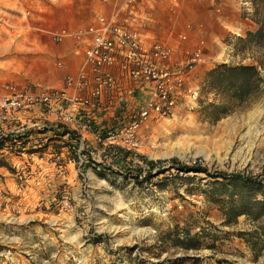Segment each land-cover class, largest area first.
Masks as SVG:
<instances>
[{
	"label": "rangeland",
	"instance_id": "rangeland-1",
	"mask_svg": "<svg viewBox=\"0 0 264 264\" xmlns=\"http://www.w3.org/2000/svg\"><path fill=\"white\" fill-rule=\"evenodd\" d=\"M104 1L0 0V96L6 85L54 86L57 64L66 60L57 52L67 51L55 34L86 28ZM235 2L238 18L261 28L263 0ZM239 38L247 35L225 33L213 57L198 70L200 96L193 109L138 128L137 146L120 147L132 153L133 164L147 168L139 156L151 161L177 158L209 174L240 173L264 185V95L238 104L206 84L208 72L221 65L258 66L264 78V41L256 45ZM223 104L225 114L208 109ZM12 127L23 129L21 124ZM41 127L30 124L20 131L26 135L25 148L21 142L9 143L0 152V264H129L137 258L156 264L190 256L200 258V264H264V218L242 216L226 226L219 202L228 199L227 192L214 186L212 178L186 175L194 179H170L164 190L157 186L163 177L139 185L128 174L137 171L111 149L119 147H106L97 139L109 132L121 134L124 127L96 126L82 132L78 142ZM3 133L8 134L0 127V138ZM121 136L128 139L126 133ZM176 227L198 234L202 249L186 253L161 246V237ZM99 236L102 241L95 244ZM133 247L135 252L128 249ZM161 251L160 260L152 255Z\"/></svg>",
	"mask_w": 264,
	"mask_h": 264
},
{
	"label": "built area",
	"instance_id": "built-area-1",
	"mask_svg": "<svg viewBox=\"0 0 264 264\" xmlns=\"http://www.w3.org/2000/svg\"><path fill=\"white\" fill-rule=\"evenodd\" d=\"M147 1L113 0L86 28L59 34V39L74 40L75 55L81 59L78 71L66 76L62 88L4 86L0 96L3 131L22 125L27 114H40L42 120L33 126L42 124L40 130L52 128L56 133L66 130L69 133L62 138L72 142L96 126L124 127L121 134L109 132L103 140L97 139L106 147L132 149L137 146L138 128L174 117L180 109H193L200 96L197 72L207 63L204 49L197 46L176 60L166 41L148 40L137 23L138 8ZM186 41L188 36L181 35L180 42ZM57 66L65 69L67 64L61 60ZM50 116L56 119L54 127ZM125 133L126 140L121 136Z\"/></svg>",
	"mask_w": 264,
	"mask_h": 264
},
{
	"label": "trees",
	"instance_id": "trees-1",
	"mask_svg": "<svg viewBox=\"0 0 264 264\" xmlns=\"http://www.w3.org/2000/svg\"><path fill=\"white\" fill-rule=\"evenodd\" d=\"M264 3V0H263ZM241 42H251L259 45L264 41V24L256 32L247 33V38H239ZM207 87L210 90H217L223 95L227 96V99L243 104L249 101L251 98L264 95V78L261 75L260 67L250 66H228L221 65L211 70L207 74ZM208 109L213 110L215 113L225 114L228 108L225 104L223 105H209ZM69 132L64 131L63 133H57L58 137L62 138ZM25 136L16 137H2L0 138V152L5 149H9V143L21 142L25 148L26 142ZM113 149L120 160L127 165L129 168H134L137 171L136 175L132 172H128L137 184L141 185L145 182L154 180L155 178L163 177L160 182H157V186L164 190L169 186L170 179H180L184 181H191L192 177L186 176L193 174L195 176L205 174L214 180V186L220 185L227 192L228 199L220 201V209L225 217V225L232 226L238 223V219L242 216H247L255 221H260L264 218V185L262 182L247 177L242 174H224L221 172L209 174L208 169L200 166H187L181 164L177 158H172L165 161H151L145 156H139V158L146 163V167H142L140 164H133L130 161L132 153L120 148ZM76 162V161H75ZM169 163V165H165ZM112 172V169L109 168ZM176 171L172 174V171ZM101 178L107 179L104 172L94 170ZM114 173V172H113ZM168 173H170L168 175ZM127 177V176H124ZM142 178V180H140ZM223 179V182H220ZM108 180V179H107ZM110 183L111 180H108ZM217 189V190H216ZM214 191H218L215 188ZM258 196H262L261 199ZM262 234L264 235V224L261 227ZM183 231V232H180ZM182 233V234H181ZM241 237H246V234H240ZM200 237L198 234L193 235L189 230H179L178 227L174 231L168 232L161 237V246H173L184 252L200 251L202 249ZM102 238L99 236L95 240V244H100ZM248 244L254 247L250 240H246ZM160 246V247H161ZM154 247L149 248L151 251ZM132 252H135L136 247L128 248ZM164 251L159 254H152L156 259L160 260ZM166 258L163 261H158L156 264H200L201 260L198 257H181L168 261ZM129 264H149L148 261H143L141 258L130 259Z\"/></svg>",
	"mask_w": 264,
	"mask_h": 264
},
{
	"label": "crops",
	"instance_id": "crops-1",
	"mask_svg": "<svg viewBox=\"0 0 264 264\" xmlns=\"http://www.w3.org/2000/svg\"><path fill=\"white\" fill-rule=\"evenodd\" d=\"M111 5H113V0H105L104 7L100 11L106 10V7ZM137 23L138 28L148 40L166 41L174 50L176 60L184 59L189 50L201 46L204 49L206 60L209 61L222 44L225 33L236 31L238 35L245 36L260 28L250 19L238 18L235 0H148L138 8ZM183 34L188 36V41L182 43L180 36ZM58 35L55 34V40L62 42V48L66 46L67 51L60 50L57 54L59 58H66L64 62L67 67L65 69L58 67L61 73L56 72L54 86L42 87L62 88L66 76L75 74L81 64V59L75 55L74 40L71 38V41L66 42L64 39L67 37L59 39ZM202 72L203 69L199 71V75ZM37 119H41L40 114L25 115L21 130L29 129L30 124L35 125L38 122ZM49 120L52 123L56 119L50 116ZM50 125L54 127L53 123ZM9 129L7 133L11 136L21 135V130L15 131L11 126ZM42 135H47V133H42ZM93 137L95 135L91 133L90 138Z\"/></svg>",
	"mask_w": 264,
	"mask_h": 264
}]
</instances>
